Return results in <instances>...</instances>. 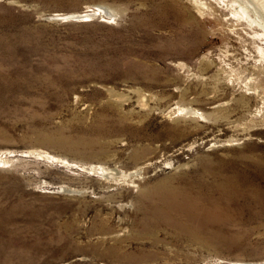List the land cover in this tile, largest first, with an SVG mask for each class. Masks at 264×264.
<instances>
[{"label": "rangeland", "instance_id": "1", "mask_svg": "<svg viewBox=\"0 0 264 264\" xmlns=\"http://www.w3.org/2000/svg\"><path fill=\"white\" fill-rule=\"evenodd\" d=\"M263 38L231 0H0V264H264Z\"/></svg>", "mask_w": 264, "mask_h": 264}, {"label": "bare ground", "instance_id": "2", "mask_svg": "<svg viewBox=\"0 0 264 264\" xmlns=\"http://www.w3.org/2000/svg\"><path fill=\"white\" fill-rule=\"evenodd\" d=\"M231 1L233 3H235L240 8L241 13L244 16H246L248 18L253 17L254 21L257 24H259L261 27L264 28V0H231ZM86 20H88V19H86Z\"/></svg>", "mask_w": 264, "mask_h": 264}]
</instances>
